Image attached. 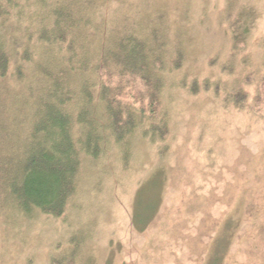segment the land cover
<instances>
[{
  "label": "rangeland",
  "instance_id": "374dc122",
  "mask_svg": "<svg viewBox=\"0 0 264 264\" xmlns=\"http://www.w3.org/2000/svg\"><path fill=\"white\" fill-rule=\"evenodd\" d=\"M153 1L155 15L140 12L137 25L149 41L168 44L172 34L183 41L190 72L216 76L228 52L237 53L240 44L229 41L224 17L228 0ZM247 2L248 59L260 68L245 74L243 104L221 106L212 85L180 93L163 105L164 153L162 142L140 141L136 132L126 170L113 157L103 159L101 172L83 162L71 216L1 226L0 264H58L78 232L70 264H264V112L259 103L253 107L255 84L264 81V0ZM233 65L237 72L240 62Z\"/></svg>",
  "mask_w": 264,
  "mask_h": 264
},
{
  "label": "trees",
  "instance_id": "16d2710c",
  "mask_svg": "<svg viewBox=\"0 0 264 264\" xmlns=\"http://www.w3.org/2000/svg\"><path fill=\"white\" fill-rule=\"evenodd\" d=\"M109 1L0 0V227L26 217L71 216L82 163L101 172L103 159L113 157L126 170L136 132L140 141L162 142L164 153L163 105L180 93L212 85L223 107H240V94L249 93L247 0L227 1L229 41L240 47L211 78L190 72L189 51L175 34L173 42H155L139 28L140 12L155 15L153 0ZM260 83L253 107L259 103L263 113ZM74 234L58 264L74 260L80 232Z\"/></svg>",
  "mask_w": 264,
  "mask_h": 264
}]
</instances>
